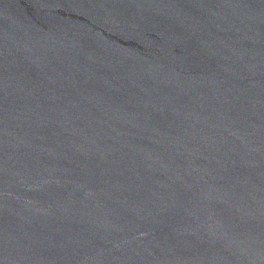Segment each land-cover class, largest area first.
<instances>
[{"label":"water","instance_id":"95a60500","mask_svg":"<svg viewBox=\"0 0 264 264\" xmlns=\"http://www.w3.org/2000/svg\"><path fill=\"white\" fill-rule=\"evenodd\" d=\"M0 264H264V0H0Z\"/></svg>","mask_w":264,"mask_h":264}]
</instances>
